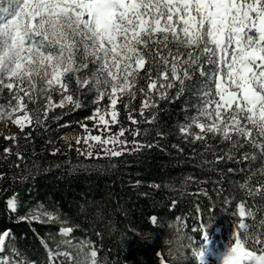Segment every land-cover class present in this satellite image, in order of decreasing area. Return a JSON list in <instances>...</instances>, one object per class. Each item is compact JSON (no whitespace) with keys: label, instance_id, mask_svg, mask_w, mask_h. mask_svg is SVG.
Returning a JSON list of instances; mask_svg holds the SVG:
<instances>
[{"label":"snow or ice","instance_id":"6c2138e0","mask_svg":"<svg viewBox=\"0 0 264 264\" xmlns=\"http://www.w3.org/2000/svg\"><path fill=\"white\" fill-rule=\"evenodd\" d=\"M89 64L94 65L90 75L85 73ZM196 73L205 82L198 91L196 114L180 126L181 134L193 142L208 138L226 142L224 155L214 153L216 163L235 159V152L244 146L264 157V0H0V95L8 93L7 103L0 104V120L7 118L24 131L26 126H44L54 108H80L79 99L69 94L71 76L78 89L96 92L94 104L105 96L109 100V105L98 106L85 117L94 121L93 129L108 135H93L87 124L80 123L85 135L76 143L86 146L77 149L80 155L93 157L97 144L109 160L125 151H140L145 145L135 138L147 130L120 125L118 101L127 97L131 102L140 94L143 119L138 120L133 115L137 110L130 108L128 120L131 125L152 124L155 114L146 117L145 111L155 109L177 85V95L182 93ZM53 92L60 94L58 102L52 100ZM40 98L47 103L28 108ZM110 125H120L119 131L112 133ZM126 132L132 141L121 139ZM257 158L255 153L242 156V160ZM248 183L241 188L253 195ZM261 190L264 185L255 191ZM8 208L15 211L14 198ZM237 212L238 231L222 254L223 264H264V239H253L245 222L253 211L241 202ZM44 215V222L59 221L57 215ZM152 220L156 222L155 217ZM73 231L60 228L63 239L55 251L44 245L48 264H63L64 256L75 264H98L90 242L69 238ZM9 235V231L0 234V252ZM192 255L204 264L203 245ZM0 264L18 262L4 256Z\"/></svg>","mask_w":264,"mask_h":264},{"label":"trees","instance_id":"16d2710c","mask_svg":"<svg viewBox=\"0 0 264 264\" xmlns=\"http://www.w3.org/2000/svg\"><path fill=\"white\" fill-rule=\"evenodd\" d=\"M92 71L94 65L89 64L85 73ZM68 80L69 94L79 99L80 108H54L44 126H26L23 136L15 141L0 133V234L9 231V246L21 261L48 264L44 245L55 251L63 239L60 228L71 227L74 231L69 238L90 242L97 251L98 264H197L192 253L202 245L208 257L228 249L238 231L237 206L241 202L253 211L245 221L251 237L264 239V190L255 191L264 185V157L244 146L235 152V159L216 163L214 153L224 155L229 147L226 142L219 138L193 142L180 132V126L196 113L198 91L205 82L199 73L186 81L182 93L177 95V85L155 109L145 111L146 117L155 114L152 124L131 125L128 120L130 108L137 110L133 115L138 120L143 119L139 116L140 94L131 102L127 97L118 101L120 125L147 131L135 138L145 147L111 160L96 149L91 158L80 155L77 149L86 150V146L63 141L67 132L85 135L80 123L87 124L93 135H108L93 129L94 121L85 120L96 107L109 105L108 98L94 104L96 92L78 89L71 76ZM7 94L5 90L0 95V103L7 102ZM51 95L54 102L61 99L55 92ZM45 103L46 99L40 98L35 104L28 103V108L38 109ZM64 124L70 126L62 127ZM120 125H110L112 133H117ZM124 138L133 140L127 132ZM5 148L11 152L5 153ZM244 153H255L258 158L242 160ZM246 180L253 195L241 188ZM13 198L15 211L8 208ZM34 212L39 213V219L28 217ZM44 213L57 215L59 221L44 222ZM169 222L186 237V259L171 256L170 246L163 243L172 231ZM239 232L243 237V230ZM248 246L251 248V242ZM61 250H65L63 246ZM61 259L63 264H75L67 256Z\"/></svg>","mask_w":264,"mask_h":264},{"label":"rangeland","instance_id":"374dc122","mask_svg":"<svg viewBox=\"0 0 264 264\" xmlns=\"http://www.w3.org/2000/svg\"><path fill=\"white\" fill-rule=\"evenodd\" d=\"M55 93L60 95L58 92H55ZM4 103H7V102H3L0 104H4ZM18 115H22V113H18ZM106 118H108V117H106ZM0 133H3L7 137L15 136L16 138H18V137L23 136V131H21L18 126L14 125L11 122V120H9L7 118L0 120ZM82 136H84V134L79 133V132H75V131L67 132L63 136V141L67 142V143H71V142L76 143L77 138H80ZM81 144L83 145V143H81ZM94 149H96L97 151L101 150V146L99 144H97V145H95ZM100 153L104 154L103 151ZM28 217L31 219L33 217L40 218V215H39V213L34 212V213L28 214ZM9 239H10V235L5 240L4 251L1 252L2 257L7 256V257H10L13 261L18 262V264H26V263L22 262L20 260V258L18 257L17 253L12 248H10ZM221 257H222V255H219V254H218V256H216L214 258H209V259L207 258V256H204L203 261H204V264H221Z\"/></svg>","mask_w":264,"mask_h":264},{"label":"clouds","instance_id":"9594fccd","mask_svg":"<svg viewBox=\"0 0 264 264\" xmlns=\"http://www.w3.org/2000/svg\"><path fill=\"white\" fill-rule=\"evenodd\" d=\"M171 226V234L164 238L163 243L169 245V253L177 260L186 259L183 255V250L188 247L186 237L180 230H176V225L173 222H169ZM224 257H221V264H223Z\"/></svg>","mask_w":264,"mask_h":264}]
</instances>
